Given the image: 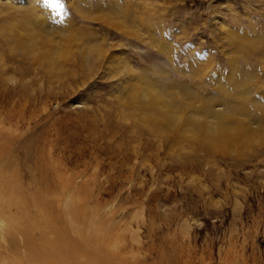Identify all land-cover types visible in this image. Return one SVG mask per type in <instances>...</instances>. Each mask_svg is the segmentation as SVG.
<instances>
[{"label": "rangeland", "instance_id": "1", "mask_svg": "<svg viewBox=\"0 0 264 264\" xmlns=\"http://www.w3.org/2000/svg\"><path fill=\"white\" fill-rule=\"evenodd\" d=\"M60 4L41 5L38 23L86 48L104 42L113 68L31 67L0 24V264H264V145L252 139L264 107L249 95L264 106V0ZM131 72L162 94L205 96L197 102L240 94L232 104L245 109L225 123L249 137L206 157L173 131L152 137L118 107Z\"/></svg>", "mask_w": 264, "mask_h": 264}, {"label": "bare ground", "instance_id": "2", "mask_svg": "<svg viewBox=\"0 0 264 264\" xmlns=\"http://www.w3.org/2000/svg\"><path fill=\"white\" fill-rule=\"evenodd\" d=\"M52 2L53 0H0V24L5 26L6 31L14 29L17 34L20 35L21 40L19 41L18 51L24 56L25 61L31 67H35L36 64L41 65L42 63H46L51 74L59 73L63 63L77 66L78 62L83 68H89L90 74H92V64L94 61L98 62V60L102 63L109 64L112 69L113 67L111 66L113 65L111 64L113 60L110 59L111 53L108 52L109 50H106L104 42H98L86 48L85 45L87 44L85 40L82 36L78 38L76 32L70 31L67 28L63 30H60L62 28L54 30L57 28L52 26L54 29H51L52 27H47L46 24L38 23L42 19L37 17L41 14L40 9H43V7L40 6L49 7ZM9 15H14V17L12 19H7ZM20 15L25 16V19L23 21L15 20V17H21ZM88 17L90 19L94 18L92 15H88ZM35 22L38 24L39 31L44 32L48 30L47 34L44 33V37L38 35V30L34 27ZM128 25L124 21L120 25L124 29L122 31L123 33L129 34L131 32V27ZM148 31L150 30L148 29ZM22 35L26 38L22 39ZM49 36H53L54 39L52 40ZM74 42L76 43L72 44ZM238 45H241V42H238L236 46L238 47ZM1 67H3V65ZM121 68H124V66L119 67V69ZM110 71L114 72V70ZM130 71L131 69L128 70V72ZM131 74L133 75L131 81L133 83H130L126 89L127 102L117 98L119 103L118 107L120 108V105L126 106L140 126L147 125L152 137H158L159 134L157 133L163 131L168 133V136H173L174 134L169 133L173 131L182 141V147L195 148L197 151L199 150V153H203L204 157L211 155H226L228 152L234 154L236 152L232 151L234 149L233 147H240L242 145V139L245 136L247 138L249 137L246 130L239 129L242 132L240 133L236 128L228 129L225 123L227 117H233L235 113L245 109L243 107L245 104L241 105L239 102L235 103L237 104L236 106L232 104L233 99H238L240 94H232L230 96L221 94L217 97L213 95L209 99H202L203 102H197L205 96L197 97L195 96V94H197L195 91H191V89L188 91L189 89L183 86L180 87L181 94L177 92L162 94L149 81L144 80L142 84H138L135 82L139 80L136 79L138 76L133 72H131ZM11 80L14 81V79H10V81ZM252 80L254 81V79ZM60 83L61 81L58 82L59 85ZM250 93V97L255 100V105L262 109L264 107L262 102L263 96H258L252 91ZM241 96L243 95L241 94ZM187 101H189V103L185 104L184 102ZM233 107H237L236 111H233L235 110ZM217 108L221 109V113H219ZM120 110L123 111L122 108H120ZM208 118H212V120L209 121ZM215 118H223V120H221L220 123L215 120ZM250 120H253V118ZM253 138L256 140V143L259 144V147L264 145V132L260 129L254 132L252 135V139ZM128 145H130V143H128ZM127 147L125 146L123 148ZM182 147L179 149L181 153L184 152ZM137 150L138 149L135 147L133 153ZM136 154L137 153H135V155ZM138 165H144L143 161Z\"/></svg>", "mask_w": 264, "mask_h": 264}, {"label": "snow or ice", "instance_id": "3", "mask_svg": "<svg viewBox=\"0 0 264 264\" xmlns=\"http://www.w3.org/2000/svg\"><path fill=\"white\" fill-rule=\"evenodd\" d=\"M53 7L59 8L61 11H63V5L60 4V0H53Z\"/></svg>", "mask_w": 264, "mask_h": 264}]
</instances>
